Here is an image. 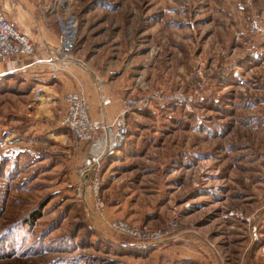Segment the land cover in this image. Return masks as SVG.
<instances>
[{
  "label": "rangeland",
  "instance_id": "obj_1",
  "mask_svg": "<svg viewBox=\"0 0 264 264\" xmlns=\"http://www.w3.org/2000/svg\"><path fill=\"white\" fill-rule=\"evenodd\" d=\"M40 1L58 25L78 20L71 56L85 67L72 66L119 79V100L160 96L129 114L96 195L62 124L67 93L7 76L0 264H264V0ZM174 91L192 100L163 98ZM158 230L169 240L145 234Z\"/></svg>",
  "mask_w": 264,
  "mask_h": 264
},
{
  "label": "built area",
  "instance_id": "obj_2",
  "mask_svg": "<svg viewBox=\"0 0 264 264\" xmlns=\"http://www.w3.org/2000/svg\"><path fill=\"white\" fill-rule=\"evenodd\" d=\"M5 0H0V59L12 58L17 56H31L34 59L33 64H46L51 72L70 67L65 63V59H72L78 62L77 58L71 56V51L75 48L78 37V20L72 15L65 17L61 22V41L59 46L50 47L46 43L37 44L31 36L22 31L11 18L5 6ZM50 50L46 56L39 55L40 49ZM31 70V65L21 67L16 70L18 73ZM96 84L100 95L101 114L98 119H94L90 113V103L83 89L66 94V108L62 116V124L67 126L78 144L87 145L89 149L85 153V158L80 170V178L86 168V162L96 164L98 171L105 158L114 153L127 139L129 132L128 116L136 108L148 106L150 100L160 94L145 96L141 99L126 97L121 100L118 112L110 116L106 107L112 104L111 97L104 89V80L95 74ZM193 95L181 91H174L163 95L166 101H191ZM93 185L97 190L100 185V178L94 177ZM104 201L98 198L95 202V209L102 217L104 214ZM94 215V214H93ZM111 227L118 233H130L135 235L138 228H130L123 221L115 220L111 222ZM141 231V230H140ZM156 243L169 240L162 230L153 233H145Z\"/></svg>",
  "mask_w": 264,
  "mask_h": 264
},
{
  "label": "crops",
  "instance_id": "obj_3",
  "mask_svg": "<svg viewBox=\"0 0 264 264\" xmlns=\"http://www.w3.org/2000/svg\"><path fill=\"white\" fill-rule=\"evenodd\" d=\"M8 12L11 14L15 8L13 22L21 30L27 31L31 38L37 43H46L50 47H57L61 41V26L57 24L53 14H46L40 0H9ZM6 5V3H4ZM50 50L39 51V55L46 56ZM31 56H17L12 58L0 59V96H11L6 88H2L7 76L12 74L24 75L27 79L36 78L44 81L40 89H46V95L42 96H64L66 93L83 89L90 103V113L94 119H98L101 114L100 95L96 84L95 75L88 69L78 66H70L64 72H51L46 64H33ZM31 65V70L18 73L17 69ZM93 73V74H92ZM99 76V75H98ZM104 89L111 97L112 104L106 107L107 112L112 117L119 109L121 99L124 96V88L119 79L109 81L105 76ZM134 93L135 90L131 89ZM10 92V91H9ZM130 93V94H131ZM121 96V97H122Z\"/></svg>",
  "mask_w": 264,
  "mask_h": 264
},
{
  "label": "bare ground",
  "instance_id": "obj_4",
  "mask_svg": "<svg viewBox=\"0 0 264 264\" xmlns=\"http://www.w3.org/2000/svg\"><path fill=\"white\" fill-rule=\"evenodd\" d=\"M63 62L69 63V65H71V66L74 64H80V65L85 67V64H83L82 62L78 63V61H75L72 59H65V61H63ZM95 170H96V164L95 163L86 162V168L84 169V171L82 173V179L86 181L87 178H90V187H91V183H92V176H93Z\"/></svg>",
  "mask_w": 264,
  "mask_h": 264
},
{
  "label": "trees",
  "instance_id": "obj_5",
  "mask_svg": "<svg viewBox=\"0 0 264 264\" xmlns=\"http://www.w3.org/2000/svg\"><path fill=\"white\" fill-rule=\"evenodd\" d=\"M88 149H89V147L86 145V146H85V150L87 151Z\"/></svg>",
  "mask_w": 264,
  "mask_h": 264
}]
</instances>
